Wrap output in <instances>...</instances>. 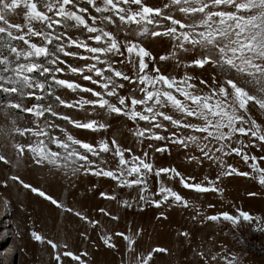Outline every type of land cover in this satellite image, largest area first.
<instances>
[{
  "label": "snow or ice",
  "instance_id": "1",
  "mask_svg": "<svg viewBox=\"0 0 264 264\" xmlns=\"http://www.w3.org/2000/svg\"><path fill=\"white\" fill-rule=\"evenodd\" d=\"M83 4L90 6L99 16L93 15L88 7L81 6ZM175 12L181 14L183 19L174 15ZM114 18L118 19L121 26L135 25L141 36L163 37L171 41V50L168 54L159 56V61L175 60L176 67L185 69H204L205 66L211 65L213 68H219L225 79L221 82L213 76L209 83L187 71L179 77L164 74L156 65L157 58L141 43L132 39L121 42L111 30L97 26L98 19L101 23L112 25L116 23ZM188 19H193L194 22L187 23ZM161 20L170 23L164 25ZM157 28L163 30H156ZM72 30L85 34L84 38H72L68 35ZM124 30V27H121V31ZM128 30L132 31L130 27ZM53 44L55 51L50 48ZM73 47L82 49L85 54L68 50ZM205 52L213 53L218 59H213L212 55H204ZM57 53L78 58L86 63L82 67L67 65ZM179 53H193L194 56L185 62L179 58ZM115 56L124 57L119 63L130 65L131 75L114 67L116 61L112 57ZM60 64H65L71 74L80 75L83 80L99 85L103 91L58 78L57 74L65 71L58 66ZM105 72L111 73V76H106ZM33 73H39L45 79L38 80ZM113 77L138 84L140 87L134 90H138L143 98L120 95L118 89L124 85L117 84ZM237 77H252L257 83L264 80V0H168L162 3V6L160 3H150V0H0V92L6 95L31 96L37 101L30 107H22L19 103L10 101L11 108L30 113L37 121L44 117L45 113H50L76 128L96 132L107 126L94 119H73L40 103L45 99V95L54 94L53 85L71 92L91 93L96 99L81 96L77 100L66 101L59 95L55 98L67 108L86 110V105L92 108L98 106L110 114L126 116L136 125L132 135L138 143L145 139L167 141L185 150L195 149L203 159L216 165L218 173L215 179L205 176L204 181L194 182L195 177H186L175 167H157L147 151H144L143 155H137L130 148H121L115 140L111 142V147L107 141H99L94 145L72 136L63 128L60 131L64 133V140L50 137L46 129L54 125L48 123L37 124L35 129H17L20 135L29 132L37 137L34 144L18 146L21 154L23 155V149L27 147L37 164H58L61 153L51 150L45 140L41 139L50 137L56 147L66 153L64 160L75 157L83 162L80 167L87 172L92 170L94 163L89 159V154L98 156L100 153L112 152L118 160L116 168H100L93 174L117 180L121 187L142 186L140 200L145 202H148L144 195L148 190V178L151 175L156 176L160 187L155 195H160L161 199L151 200V203L157 208L168 203L170 199L172 203L189 206L179 193L159 179L162 175H167L169 179L179 177L184 188L198 193L222 192L223 189L217 186L218 183L232 175L251 177L264 186V167L259 163L264 160V156L258 158L248 151L257 146L254 140L264 144V126L251 115L249 102H255L259 109L264 111V99L250 94L245 87L237 83ZM197 79L203 88L194 82ZM26 89L39 90L45 95H37L35 91L26 92ZM109 98H116V102ZM129 99L130 104L127 103ZM168 109L175 115L169 114ZM140 121L149 126H140ZM164 121L168 122L174 131H169ZM161 131L167 132L168 135H161ZM77 146L84 152L78 151ZM148 147L152 148L153 145L149 144ZM155 150L163 153L168 151V148L165 145ZM232 154L240 157L251 172H242L228 164L225 157ZM188 159L202 162L196 156H190ZM0 160H4V157H0ZM12 179L19 180V177ZM20 183L24 188H31L33 192L51 200L52 204L61 206L44 192L23 181ZM101 195L114 199L104 193ZM125 204L130 206L127 202ZM237 212L238 215L234 216L224 211L208 215L205 219L216 222L223 220L234 226H238L241 219L244 222L254 219L247 212L239 209ZM76 214L81 219H87L81 213ZM255 219L258 222L259 218ZM258 230L264 232V228ZM31 235L36 241L44 240L36 231H32ZM117 235L123 236L129 247L134 243L131 236L123 233ZM102 239L106 246L115 247L110 243V237ZM48 243L53 249L57 248L52 241ZM153 251L166 250L157 248ZM63 256L85 264L80 256L71 252L65 251ZM54 259L59 262L60 254L55 255ZM151 259L152 253H148L138 259L137 264H149ZM233 261L229 264H233Z\"/></svg>",
  "mask_w": 264,
  "mask_h": 264
},
{
  "label": "rangeland",
  "instance_id": "2",
  "mask_svg": "<svg viewBox=\"0 0 264 264\" xmlns=\"http://www.w3.org/2000/svg\"><path fill=\"white\" fill-rule=\"evenodd\" d=\"M164 2L168 0H150V3H160L161 6ZM81 6L88 7L93 15L99 16L87 4ZM174 15L183 19L178 12ZM193 22V19L187 20V23ZM168 23L170 22L161 20V24ZM97 26L111 30L121 42L132 39L141 43L157 58L156 65L166 75L179 77L187 71L209 83L213 76L221 82L225 79L222 71L211 65L205 66L204 69L195 67L185 69L176 67L175 60L159 61V56L166 55L171 50V41L167 38L141 36L135 25L121 26L118 19L112 25L101 23L98 19ZM121 27L125 30L121 31ZM129 27L132 31L128 30ZM68 35L72 38H84L85 34L72 30ZM50 48L55 51L54 44ZM68 50L85 54L82 49L78 50L75 47ZM57 55L65 60L67 65L82 67L86 63L78 58L65 57L62 53ZM204 55H212L213 59H218L211 52H205ZM193 56V53H179V58L185 62L193 59ZM112 59L116 61L114 67L129 75L132 74L130 65L119 63L124 57L115 56ZM58 66L65 69L63 73L57 74L58 78L75 81L96 91H103L99 85H93L90 81L83 80L82 76L68 72L65 64ZM151 66L150 63V68ZM32 75L38 80L45 79L39 73ZM105 75L111 76V73L105 72ZM113 79L117 84L124 85L123 88L118 89L120 95L143 98L138 90H134L140 87L138 84L116 77ZM49 82H51L50 78ZM194 82L199 87H204L199 85V79ZM237 83L245 87L250 94L264 99V90L259 86L264 85V80L257 83L252 77H237ZM53 88L54 94L51 96H46L39 90L25 91H35L37 95H45V99L40 103L45 107L50 106L59 114L82 121L94 119L107 127L96 132L76 128L50 113H45V116L37 121L30 113L9 106L11 101L19 103L22 107H30L33 103H37L34 97L6 95L0 92V157H4V160H0V264H80V261L63 256L65 251L80 256L85 264H137L138 259L148 253H152L149 264H229L233 258H235L233 264H264V232L258 230L264 228V186H261L258 180L232 175L218 183L217 186L223 189L222 192L198 193L184 188L180 184L179 177L169 179L167 175H162L159 179L179 193L189 206L172 203L170 199L168 203L157 208L151 203V200L161 199L160 195H155L160 187L156 176H149L148 190L144 193L148 202L142 201L140 200L142 186L121 187L117 180L93 174L100 168H116L118 160L112 152L100 153L98 156L89 154V159L94 163L91 166L92 170L86 172L80 167L83 162L76 160L75 157L64 160L66 153L63 149L57 148L50 137L64 140V133L60 131L63 128L72 136L94 145L99 141H107L111 147V142L115 140L121 148H130L137 155H143V152L147 151L157 167H175L184 176L195 177L194 182L204 181L205 176L215 179L218 173L216 165L203 159L195 149L185 150L167 141L145 139L138 143L136 137L132 135L136 125L126 116L110 114L106 109H100L98 106L92 108L86 105V110L67 108L55 98L59 95L66 101L77 100L81 96L96 99L91 93L71 92L55 85ZM109 99L116 102V98ZM127 103L130 104V99ZM249 107L251 115L264 126V111L260 110L255 102H249ZM167 111L175 115L171 109ZM45 123L54 126L46 129L50 137H41V139L45 140L51 150L61 153L58 164L47 162L37 164L27 147L23 149V155L18 148L19 145L34 144L37 137L29 132L20 135L17 129H35L37 124ZM163 123L168 125L169 131H174L168 122ZM139 124L142 127L149 126L143 121ZM160 134L168 135L163 131ZM253 142L257 146L248 149L250 154L258 158L264 156V144L255 140ZM149 144L153 147L149 148ZM165 145L168 151L161 153L155 150ZM78 151L84 152L79 148ZM125 155L127 157V153ZM190 156H196L202 162L189 160ZM225 160L242 172H251L248 165L235 154L225 157ZM259 163L264 167V160H260ZM12 177H19V180H13ZM20 181L44 192L58 201L61 206L52 204L51 200L40 196L38 192H33L31 188H24ZM101 193L114 199L105 198ZM125 202L130 206H126ZM238 209L249 213L254 218L253 221L244 222L241 219V223L234 226L223 220L216 222L205 219L208 215L224 211L235 216L238 215ZM76 213H81L87 219H81ZM255 218H259L258 222ZM32 231H36L44 237V240H34ZM117 233L131 236L134 240L132 246L129 247L123 236ZM108 237L115 247L106 246L102 238ZM48 241L55 243L57 248L53 249ZM157 248L166 251L154 252L153 250ZM82 253L86 255H81ZM57 254L61 256L59 262L54 259Z\"/></svg>",
  "mask_w": 264,
  "mask_h": 264
},
{
  "label": "bare ground",
  "instance_id": "3",
  "mask_svg": "<svg viewBox=\"0 0 264 264\" xmlns=\"http://www.w3.org/2000/svg\"><path fill=\"white\" fill-rule=\"evenodd\" d=\"M261 87V85H259ZM9 234V233H8ZM8 236V235H7Z\"/></svg>",
  "mask_w": 264,
  "mask_h": 264
}]
</instances>
